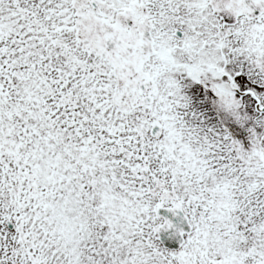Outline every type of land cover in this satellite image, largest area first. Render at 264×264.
Masks as SVG:
<instances>
[{
  "label": "snow or ice",
  "instance_id": "1",
  "mask_svg": "<svg viewBox=\"0 0 264 264\" xmlns=\"http://www.w3.org/2000/svg\"><path fill=\"white\" fill-rule=\"evenodd\" d=\"M0 264H264V0H0Z\"/></svg>",
  "mask_w": 264,
  "mask_h": 264
}]
</instances>
